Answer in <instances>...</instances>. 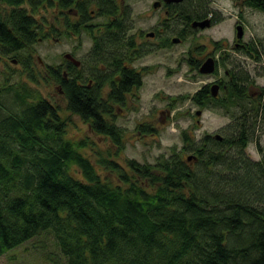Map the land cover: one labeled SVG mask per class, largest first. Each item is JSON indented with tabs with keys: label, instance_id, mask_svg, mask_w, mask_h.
<instances>
[{
	"label": "trees",
	"instance_id": "1",
	"mask_svg": "<svg viewBox=\"0 0 264 264\" xmlns=\"http://www.w3.org/2000/svg\"><path fill=\"white\" fill-rule=\"evenodd\" d=\"M75 1L83 2L79 8L88 15L94 10L106 16L102 42L98 30L88 28L94 62L104 57L108 66L102 77L95 63L92 74L84 76L67 61L45 64L37 73L30 51L48 39L52 0H0V53L20 61L27 76L12 83L11 71L0 88V257L50 232L66 264H264V158L253 160L246 153L264 134V97L249 92L254 79L233 67L225 71L228 81L220 80L218 97L209 85L170 97L178 104L190 99L199 111L229 112L231 123L221 140L207 133L196 140L183 130L182 150L162 155L156 164L128 159L126 170L110 151L93 161L83 152L88 141L69 138L59 107L31 84L53 78L68 110L122 149L117 105H123L132 86H140L141 77L116 63L122 59L115 49L124 54L131 47L130 13L123 0H59L63 7ZM244 2L264 12V0ZM183 3L189 9L177 11L174 5L169 13L184 24L182 40L196 32L193 21L211 14L208 0L179 6ZM238 50L259 62L264 41ZM187 54L189 67L200 73L201 46L193 44ZM225 59L217 62L215 73L218 65L227 67ZM113 70L120 80H113ZM102 82L110 87L107 96ZM139 128L155 130L148 123ZM186 151L192 154L185 158Z\"/></svg>",
	"mask_w": 264,
	"mask_h": 264
},
{
	"label": "rangeland",
	"instance_id": "2",
	"mask_svg": "<svg viewBox=\"0 0 264 264\" xmlns=\"http://www.w3.org/2000/svg\"><path fill=\"white\" fill-rule=\"evenodd\" d=\"M208 1L211 12H214L213 9L217 11L215 15L218 22L216 21L211 28L186 34L184 40L173 43L162 52H153L154 48H151L150 56L139 63L149 65L151 73H148L145 79L144 88L132 95L129 104L117 106L121 108L117 111L116 124L123 130L122 149H118L108 136L95 132L80 116L68 110L66 98L53 78L50 77L48 81L42 80L40 84H31L34 89L42 93L43 97L59 107L62 117L68 120L67 136L73 140L88 141V146L83 149V152L93 161L99 159L100 155L107 157L110 151L126 170L128 159L137 160L142 164H156L157 159L162 155L170 156L174 150H182L183 130L189 131L196 140L201 139L206 133L223 134L222 130L231 123L229 112L215 107L202 111L201 115H196V112L202 109L194 105L190 99L184 104H178L179 101L170 97L192 95L215 80L228 81V76L225 74L227 69L233 67L243 69L254 79V85L249 89L250 93L255 95L260 89L264 90V54H261V60L257 62L233 48L234 43L238 42L236 38L238 21L244 27L242 43L264 41V12L242 5L241 0ZM119 2L121 3L122 0ZM123 2L130 13L129 25L133 29L131 34L140 35L142 31H153L160 26L161 9L153 7L156 0H123ZM184 7L189 9V5L186 7L183 3L180 6L177 5V11ZM41 16L38 14L37 19L39 20ZM49 16L52 17L50 8ZM167 18L165 25H167L168 39L179 37L180 33H184V24L180 19ZM102 22L104 23L105 19L97 16L93 24L100 25ZM193 44L201 46L200 59L208 54L215 55V58L220 61L222 57H226L227 67L223 64L218 65V70L213 75H202L192 70L186 59H188L187 52ZM92 47L93 42L88 34L84 33L77 38L62 36L61 42L45 39L36 43L34 49L25 51L22 57L26 58L30 51L33 67L38 73L45 64L61 65L63 55L72 53L82 62L79 67L81 73L88 76L92 74V64L97 65L93 60L95 57L92 54ZM13 60L15 57L0 53V88L5 83L6 74L11 71L14 74L10 78L12 83L27 79L21 62L14 63ZM171 102L174 103V108L169 105ZM143 123L152 125L155 130L151 133L142 132L139 125ZM257 134L260 135V131ZM246 153L253 160L264 158V134L259 141L254 138L247 147ZM188 154L192 152L186 151L184 157L186 158ZM0 264H66V259L58 249L53 234L44 232L21 247L12 249L1 256Z\"/></svg>",
	"mask_w": 264,
	"mask_h": 264
},
{
	"label": "flooded vegetation",
	"instance_id": "3",
	"mask_svg": "<svg viewBox=\"0 0 264 264\" xmlns=\"http://www.w3.org/2000/svg\"><path fill=\"white\" fill-rule=\"evenodd\" d=\"M156 2H161L160 6L155 8L158 10L161 9L160 26L155 28L153 31H149V32L142 31L140 33V35L139 34L138 35L131 34L133 29L130 28L127 32V35H128L127 38H129V45L131 44V47L129 46L127 50L125 49L124 54L122 53L123 50L119 49V47L117 49H115V53L117 54V58H121L122 61L118 60L116 62L113 60V64L115 62L120 63V65L123 68H125V69L128 68V69H130V71H135L141 77L140 86L138 88L135 86H132L131 91L126 92L124 94L123 105H125V106L130 103L131 97H132V95H134V93L136 91L140 92L144 88L145 79L148 76V73L149 74L151 73L149 65H143V64H139V63L144 61L146 58H148L150 56L151 50H152L151 48H154L153 52H162L163 50H166L168 48L167 47L168 37L166 34L167 25H165V22L168 20L167 17H169L170 9H172V7H174V5L177 6L180 3L167 4L166 2H164V0H156ZM241 2H242V5L245 4L244 0H241ZM82 3L83 2H81V1H75V4L73 6H69L68 9L67 8L62 9L63 6H61L59 0H52V7H51L52 17L50 18L48 25L45 27L46 28V34L48 36V39L51 42H61L62 36H68V37L72 36V37L77 38L78 36H81L84 33L90 35L88 32V28H90V27H92L93 29L95 28V30L96 29L98 30L97 31V33H99L98 37H99L101 42L103 41V35H104V33H103L104 32V26L103 25L105 22L101 23L100 25H98V23L93 24L95 19H97V15H96L95 11L93 10L88 15L87 11L85 10L84 7L79 8L80 4H82ZM154 3H153V7H154ZM213 10H214V12H211L210 16L207 17V18L211 19V27L213 26L214 23H216L214 21V18L216 16L215 12H217V11L215 9H213ZM98 17L102 18V19H106L105 18L106 16H98ZM207 18H205V19H207ZM88 19H89V21H88ZM239 24H241L240 21H238L236 23V27ZM195 31H200V29H195ZM150 33H152L153 36H150L149 35ZM90 37H91V35H90ZM173 38H180V36L179 37H173ZM173 38L171 41H172V43L175 44V42H173ZM91 40L93 42L92 37H91ZM181 41H182V39L180 38V42ZM241 41L234 43L233 48L235 50H238L239 48L244 47L246 45V44L242 43ZM177 43H179V42H177ZM151 46H153V47H151ZM65 54H70L73 57H75L72 53H65ZM212 54H215V53H212ZM208 57L215 58V55L210 56L208 54L205 58H203V61H205ZM104 59L105 58L102 57L101 59H99L100 61L97 60V65H96V69L99 72L101 77L104 74V72L107 70V67H108ZM215 60H216V65H217V62H220V60L217 58H215ZM65 61H67V63L71 62L70 60L64 58L63 63ZM203 61H202V63H203ZM67 63H65V64L67 65ZM71 63H73V62H71ZM81 64H82V62L80 61V65L77 67H80ZM92 69H93V67L91 68V70ZM115 70H116V68H115ZM115 70H113V74H115L113 80L114 81L120 80L121 77L116 73ZM118 70H120V68H118ZM226 75H228V74L226 73ZM220 80L221 79L213 81L212 83L209 84V86H211L214 83H219L221 86ZM224 87H226V85H224ZM109 88L110 87L108 86V83L102 82L101 92L103 93L104 96H107V94L109 92ZM220 90H221V88H220ZM260 94L263 95V97H264V90L263 89L262 90L260 89V91L258 93H256L255 95L259 96ZM252 95H254V93H252ZM117 106H119V104ZM118 110H121V108L117 107V111Z\"/></svg>",
	"mask_w": 264,
	"mask_h": 264
},
{
	"label": "water",
	"instance_id": "4",
	"mask_svg": "<svg viewBox=\"0 0 264 264\" xmlns=\"http://www.w3.org/2000/svg\"><path fill=\"white\" fill-rule=\"evenodd\" d=\"M185 0H164V2H166L167 4H171V3H182ZM161 2H155L154 3V8H157L158 6H160ZM192 27L194 29H200V30H204L207 28L211 27V19L207 18V19H203V20H195L192 23ZM150 36H153L152 33L149 34ZM244 37V27L243 25L239 24L236 27V38L238 41H241ZM173 42L177 43L180 42V38H173ZM66 57L68 58V60H70L71 62H73L76 66L80 65V61L75 59L72 55L68 54L66 55ZM39 60L41 61V59L39 58ZM14 62H16V60H14ZM216 70V60L213 57H208L205 61H203V63L200 65L199 71L202 75H213L214 72ZM220 84L219 83H214L210 86V92L212 94L213 97H218L219 92H220ZM201 111L197 112V115H201ZM216 138L221 140L222 137L220 134H216ZM189 160L192 159L191 156H189L188 158Z\"/></svg>",
	"mask_w": 264,
	"mask_h": 264
},
{
	"label": "bare ground",
	"instance_id": "5",
	"mask_svg": "<svg viewBox=\"0 0 264 264\" xmlns=\"http://www.w3.org/2000/svg\"><path fill=\"white\" fill-rule=\"evenodd\" d=\"M66 8L68 9V7H62V9H66ZM48 40H49V39H48ZM49 41H50V40H49ZM66 55H68V54H64L63 57L66 58V59H68V58L66 57ZM74 58L77 59L76 57H74ZM77 60H78V59H77ZM79 61H80V60H79ZM74 65H75V64H74Z\"/></svg>",
	"mask_w": 264,
	"mask_h": 264
}]
</instances>
